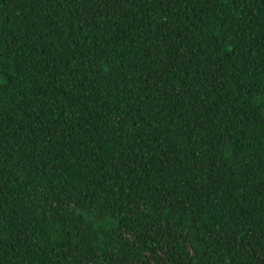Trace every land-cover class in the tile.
<instances>
[{
  "label": "trees",
  "instance_id": "obj_1",
  "mask_svg": "<svg viewBox=\"0 0 264 264\" xmlns=\"http://www.w3.org/2000/svg\"><path fill=\"white\" fill-rule=\"evenodd\" d=\"M0 264H264V0H0Z\"/></svg>",
  "mask_w": 264,
  "mask_h": 264
}]
</instances>
